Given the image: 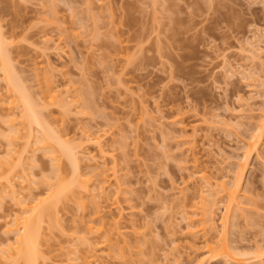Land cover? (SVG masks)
<instances>
[{
  "label": "rangeland",
  "instance_id": "rangeland-1",
  "mask_svg": "<svg viewBox=\"0 0 264 264\" xmlns=\"http://www.w3.org/2000/svg\"><path fill=\"white\" fill-rule=\"evenodd\" d=\"M0 30L43 119L87 155L77 178L0 70V264H25L16 219L37 206L53 209L41 264H264V139L245 155L264 108V0H0ZM225 243L249 253L214 256Z\"/></svg>",
  "mask_w": 264,
  "mask_h": 264
},
{
  "label": "bare ground",
  "instance_id": "bare-ground-1",
  "mask_svg": "<svg viewBox=\"0 0 264 264\" xmlns=\"http://www.w3.org/2000/svg\"><path fill=\"white\" fill-rule=\"evenodd\" d=\"M1 31V30H0ZM5 39L3 38V36H2V32H0V70L3 72V76H4V80L6 81V83H7V85H8V87H10L9 88V90L11 89V91H13L14 93V96L16 95L17 96V101H20L19 102V104H21L22 106H20V107H22L23 108V110H21V112H22V117H24L23 119L25 120H27L28 121V123H29V128H30V131L32 130L33 131V128H37L40 132H41V134L42 135H40V137H38V142L39 141H41V143H44L43 145H45V143H47V145L48 144H50V145H48V146H51V148H53L54 147V149H58L59 151H60V153H62V155L63 156H65L69 161H70V163H71V165H72V167H74V169H75V177L77 176V178L79 177H81V176H83L82 174L83 173H81L79 170H81L80 169V164L79 163H81L82 162V156L84 155L83 153H82V151L81 150H83V152H84V148L82 149V147H85L84 145H77L76 144V146H74V147H71V145H69L67 142H65V140L63 139L62 140V136H59L57 133L55 134V131H54V129L52 130L51 128V126H49L48 124H47V120L44 118V116L43 115H41L42 113L41 112H39V110H38V108H37V106H39V105H37L38 103L34 100V99H32L31 98V96L32 95H29V93L26 91V90H28V88L27 89H25V87H24V84L22 85L21 84V82L19 81V76H18V78H17V76H16V74L14 73L16 70H14L13 71V68L14 67H12V63H10L11 61L9 60L10 58L8 57V52L6 51V48L7 47H5V44H7V43H5ZM8 49V48H7ZM10 61V62H9ZM26 86V85H25ZM15 96V97H16ZM34 100V101H33ZM261 110V109H260ZM262 112H260V113H262L261 114V120H260V123L258 124V126L255 128V134L252 136V143H251V145H249V147H250V149L249 150H246V151H248V152H246V156L247 155H250L252 152H253V150H257V148H259V144H260V142H262V139H264V108H262V110H261ZM47 121H45L44 119ZM49 123V122H48ZM32 128V129H31ZM38 131V132H39ZM54 131V132H53ZM34 132V131H33ZM33 132H31V133H33ZM39 132V133H40ZM32 135H34V134H30V136H32ZM58 135V136H57ZM87 136H89V137H87ZM91 135L89 134V135H86L85 137H87V138H84V139H82V140H84V142H86V139H87V142H91V145H94V144H92V139L94 140V137L92 138V137H90ZM251 136V135H250ZM61 137V138H60ZM32 137H30V139H31ZM40 138V139H39ZM92 138V139H91ZM98 138V137H97ZM251 139V138H250ZM95 140H96V138H95ZM94 140V141H95ZM98 140H100V139H98ZM97 140V141H98ZM102 140V139H101ZM100 140V141H101ZM93 141V142H94ZM192 141V140H191ZM86 142V144H88ZM53 143V144H52ZM54 143H55V145L58 147V148H55V145H54ZM82 143V142H81ZM94 143H96V141L94 142ZM98 144L100 143L99 141L97 142ZM249 143V144H250ZM37 144V143H36ZM52 144V145H51ZM85 144V143H84ZM47 145H45V146H47ZM96 145V144H95ZM99 145H101V143L99 144ZM261 145V144H260ZM44 146V147H45ZM53 146V147H52ZM86 146H88V145H86ZM97 147H98V145H96ZM101 147H103V146H101ZM99 148V150L101 151V152H103L105 149H102V148ZM248 147V148H249ZM47 148H49V147H47ZM50 149V148H49ZM53 152H54V150H52ZM58 151V152H59ZM55 152H57V150H55ZM101 152H100V154H101ZM106 151H104L103 153H105ZM103 153L101 154L102 156H103ZM80 154H83V155H80ZM86 156L87 155H85V158H86ZM245 156V157H246ZM89 157V156H88ZM92 157H94V156H92ZM248 157V156H247ZM246 157V158H247ZM85 158H83V160L85 159ZM90 159H93V158H87V160H90ZM94 159H95V157H94ZM90 162V161H89ZM245 166L244 165H242V167H240L242 170H243V172H244V169H246V168H244ZM74 171V170H73ZM237 174H239L238 176V178L237 179H239V180H242V179H240L241 177H240V175H242L243 173H237ZM236 174V175H237ZM243 176V175H242ZM107 179V178H106ZM236 179V180H237ZM82 181H84V180H82V179H79L78 180V184L77 183H75V182H77V179H75L74 180V182L73 183H71L72 185H75V184H77V185H79L80 184V182H82ZM208 182V181H207ZM206 182V183H207ZM59 183H61V182H59ZM213 183V182H212ZM236 183H238V184H235V187H236V189L235 190H229L228 191V189L226 188L227 186V184L226 185H224V186H226L225 187V191L226 192H228V205L226 206V209H227V215L225 216L226 217V219H225V222H226V224L228 225V221H229V219L232 217V216H234L235 217V214H236V217H237V213H238V211L239 210H237V209H240L241 210V207H240V200H238V198H237V189H239V187H240V182H236ZM70 184V183H69ZM208 184H210V183H207V185ZM213 184H215V183H213ZM58 185V184H57ZM56 185V186H57ZM66 185H68V184H66ZM76 185V186H77ZM84 185V188H82L81 189V191H84L85 193L86 192H88L89 191V189L88 190H85L89 185H85V184H83ZM218 185V184H217ZM220 185V184H219ZM58 186H60V184L58 185ZM56 187V188H59V187ZM65 186V185H64ZM63 186V184H62V187L59 189V191H54L55 192V195L53 194V198H55V199H58V198H61L59 195L62 193V191H65L66 192V187H64ZM76 186H73V187H76ZM81 186V185H80ZM212 188L210 189V190H213V189H215L214 187L215 186H212V184L210 185ZM223 186V187H224ZM234 186V185H233ZM69 187V186H68ZM72 187V186H71ZM77 187H79V186H77ZM222 187V186H221ZM222 187V188H223ZM63 189V190H62ZM65 189V190H64ZM70 189V188H69ZM68 189V190H69ZM72 189V188H71ZM208 189V188H207ZM223 190H224V188H223ZM214 191V190H213ZM220 191H222V190H220ZM214 192H216V191H214ZM83 193V192H82ZM217 194H219L220 192H216ZM227 194V193H226ZM52 195V194H51ZM212 195H214V194H212ZM61 196H62V194H61ZM65 197V196H64ZM64 197H62V198H64ZM239 197V196H238ZM53 198H51V199H53ZM62 199H60V201H61ZM52 201V203L53 204H56V203H58V202H55V200H51ZM44 202H46L47 203V201H44ZM210 202H213V201H210ZM51 203V204H52ZM213 203H215V202H213ZM226 203V204H227ZM42 204V203H41ZM23 205V204H22ZM46 205V204H45ZM49 205H50V203H49ZM216 205H218V204H213V206L211 207V208H209V209H206V211H205V214H203V216L205 215V219H204V225H205V229H207V230H209V229H215V223H214V209H215V207L214 206H216ZM25 206V205H24ZM23 206V207H24ZM35 206H37V204L35 205ZM47 206V205H46ZM38 207H40V208H42V206H37V208H30V209H28L27 207H26V209L23 211L24 212V214H27L28 216H24L23 218H21V219H23L22 221H20V222H18L19 220H17V219H20V218H18L17 217V219H16V223H17V225H21L20 226V228H19V230H18V232H19V234H18V237H17V239H16V242H15V245H16V248H12V249H14V250H16L15 252H16V254H17V256L19 257V258H21V259H23L24 260V262H25V264H41V258H42V253H40L41 251L39 250V245H40V239L42 238V236H41V232H40V227H41V223H43L44 221H43V219L45 218L44 217V215H46V214H48L51 210H53L52 208H51V210H50V207H43L44 209L43 210H40ZM53 208H55V205H54V207ZM33 211H32V210ZM38 209V210H37ZM237 212V213H236ZM204 213V212H203ZM51 214V213H50ZM224 217V218H225ZM233 217V218H234ZM43 221V222H42ZM230 222V221H229ZM14 225H16V224H14ZM18 229V228H17ZM225 230V229H224ZM227 230V229H226ZM224 233H225V231H224ZM41 236V237H40ZM227 239V238H226ZM40 242V243H39ZM11 247H14V246H11ZM217 247V246H216ZM219 248V247H218ZM234 248V247H233ZM231 249H232V247H231ZM237 249V248H236ZM233 250V249H232ZM219 251V250H218ZM216 251L215 249H213L212 250V253H213V255L214 256H222V257H225V258H228V259H230V260H232V262H234V261H236V262H238L237 261V258L235 257V255H242L241 253H243V252H246V251H243V252H241L240 251V253L238 254H232L230 251V247L225 243L224 244V246H223V249H222V251ZM233 252V251H232ZM211 253V252H210ZM246 253H249V252H246ZM247 254H244V256H246ZM218 258H221V257H218ZM203 260V259H202ZM44 261V260H43ZM239 263V262H238ZM197 264H203L202 263V261L200 262H198ZM239 264H241V263H239Z\"/></svg>",
  "mask_w": 264,
  "mask_h": 264
}]
</instances>
